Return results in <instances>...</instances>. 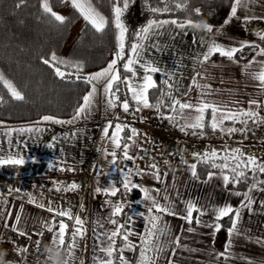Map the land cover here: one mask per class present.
<instances>
[{
  "label": "crops",
  "instance_id": "crops-1",
  "mask_svg": "<svg viewBox=\"0 0 264 264\" xmlns=\"http://www.w3.org/2000/svg\"><path fill=\"white\" fill-rule=\"evenodd\" d=\"M237 16L239 19L233 18L228 24L212 26V33H208L203 27L188 26L187 22L189 21L182 22L186 23L184 28L171 24L166 25L165 29L160 30L158 36L152 37L150 41H145L144 59L161 69L160 73L152 74L153 79L155 80V75H158L162 81L166 79L162 73L171 74L173 82L179 89L186 91L192 84L194 73L203 72L206 69L208 79L199 82L207 83L216 90L213 95L207 97L208 100L224 102L229 107L256 110L254 106L249 105V99L256 98L264 102V95L259 92L258 82L249 78L248 71H245L243 66L253 60L264 61V56L257 55L261 49H264V39H261V36L264 35V0L252 3L247 8L238 9ZM245 17L248 18L247 24ZM191 25L201 24L191 22ZM73 27H75L74 39H76L82 24L74 23L70 31ZM213 40L227 48L240 47L243 42L245 45L256 46L258 50L252 58L245 62L236 63L217 53L203 66L197 64L196 58L206 51L207 44ZM134 42H137V39ZM153 44L158 47H153ZM114 55L115 53L112 55L113 58ZM107 64L103 68H106ZM136 67L138 68V66ZM103 68L93 71L89 75L101 71ZM258 70L257 64H253L250 69V71ZM143 74V70L140 69L138 77ZM121 76H131V73L121 74ZM97 89L93 105L96 112L102 109L105 103L103 82L97 84ZM90 90L91 85L88 91ZM199 92V89L193 88L190 93L193 102L196 101ZM133 106L135 107V105ZM257 111L260 116L264 117V107ZM191 114L195 115L194 112ZM73 115L68 117L44 115L35 120L19 123L17 128L24 130L22 132L4 131L2 134L4 139L0 142V159L11 155L13 158H23L24 163L28 161H44L46 163V170L36 174H8L0 170V249L7 253V255L0 253V259L5 264L8 261H13L14 264H25V261L26 264H35V251L38 247L36 242L40 241L42 232L48 230L49 227L52 228L53 233L57 232L59 223L63 221L67 224L65 235L69 231L71 220L74 221V225L67 247V264H100L101 260L109 259L106 253L100 249L107 248L111 241L106 240L101 244L97 235L115 230V226L106 219L112 212V208L106 201L121 203L122 197L126 195L123 189V176L117 170L116 165L110 164L112 156L105 155V150L109 152L113 150L111 141L103 136V128L107 123L105 117L88 116L87 119L81 118L72 124L43 120L45 116H50L55 120L69 121ZM101 123L103 125L99 126ZM262 124L264 123L259 125L249 123V128L257 130ZM226 125L238 129L243 127L240 123L232 125L231 122H225ZM9 126L10 124L7 125L8 129ZM28 129H32V131H27ZM125 131H128L127 135L130 134L129 129H125ZM73 133L76 135L73 136ZM111 133L112 131L109 132V136ZM122 135L123 133H121ZM261 143L264 144V142ZM49 144L52 145L51 148L48 147ZM118 150L116 149L117 160ZM119 160L125 171L128 168L133 169V164L122 158V148ZM143 173L140 176H132V182L150 189L149 194L155 196L161 204L165 203L163 194L167 188L170 201L180 215L184 214L185 203L186 200L188 201V197H185L186 192L188 188L192 189L189 185L195 187L194 192H196V196L198 194V197L193 201L198 207H201L204 201L206 202L205 206H202L203 208L213 205L214 200L209 194L204 199L202 198L203 190L198 189L199 183H193V181L189 183L190 175L174 179L170 177V174L163 175L161 181L158 182L149 172L143 171ZM214 178L208 183L211 187L216 186L217 182ZM198 180L205 181L207 176ZM72 183H76L79 187L75 190L56 191L58 187L64 188ZM113 183L120 189L116 196L106 195L103 191L99 194L96 193L97 187L104 189ZM217 184L218 187H222V195L225 199L222 206L231 204L234 208H238L244 199L243 195L236 196L233 193L237 190L225 189L222 179ZM155 189L161 190L160 195H157ZM137 190L139 195L132 198L137 202V207L130 213V216L133 217L131 227L136 233H143L145 222L139 213L147 214L148 202L144 200V193L140 189ZM213 190L218 191L217 188ZM247 190L240 192L244 193ZM251 195L255 202L250 209H241L242 215L238 222V227L244 235L232 237L233 243L227 258L223 256L217 258V254L224 251L229 239L228 232L224 246L218 248L215 244L216 233L213 235L212 228L197 226L195 222L188 225L183 219L164 216V220L172 229L173 236L180 237L181 247L176 249L174 257L171 252L165 253L161 257L160 264H167L168 258L174 259V264H249V261L251 264H264V244L256 243L257 238H264V205L261 203L264 202V192L254 190ZM49 207L57 211L69 210L72 213V218L54 216L53 212L48 211ZM17 216L20 217L19 221L16 219ZM77 216L80 217L82 225H76L75 217ZM113 218L116 219V217ZM201 219L212 224L213 213L209 214L208 212ZM98 221L104 223L103 228H100ZM13 226L19 228L26 235H19L18 232L13 231ZM189 226L194 229L193 232L187 231ZM77 227L82 228V234H76V246L70 249L69 245L73 242V233ZM129 240L133 244H140V239L136 235L130 236ZM2 243H7L9 247H3ZM124 243L122 240L120 249L124 248ZM17 246L19 249L27 248L28 251H18ZM59 248L52 243L46 264H51V250ZM115 253L116 251L113 252V264H120V252L118 255ZM123 255L130 264H137L139 248L137 247L135 250L124 248Z\"/></svg>",
  "mask_w": 264,
  "mask_h": 264
},
{
  "label": "snow or ice",
  "instance_id": "snow-or-ice-1",
  "mask_svg": "<svg viewBox=\"0 0 264 264\" xmlns=\"http://www.w3.org/2000/svg\"><path fill=\"white\" fill-rule=\"evenodd\" d=\"M26 0H19L16 4L17 8L22 7L25 4ZM65 2V0H61ZM72 7L76 9L80 15L83 16L87 24L97 33L104 31L107 21L104 16H102L92 5L91 0H70ZM130 0H123V6H119L114 3L112 12L114 16L115 28L117 29L116 39V52L114 58L107 64L106 68H103L101 71H98L94 74L87 76H81L80 73L83 72L84 65L81 63L69 62L64 59H60L56 56L55 53H52L49 57L42 59V63L52 68L54 74L64 80L66 78L72 77L75 75L77 80H83L85 84L91 85V90L83 96V103L80 104L72 119L69 121L55 120L53 117L45 116L44 121H52L53 123H68L72 124L76 120L81 118L87 119L91 114L93 109V101L97 95V84L103 82V95L105 97V107L106 109L114 108L119 102V106L122 108L123 112L126 114L135 115L141 111V108H154L158 113L161 119H167L173 126L180 124V131L188 134L189 129H191L192 135H206V129L210 128L215 134L217 131L221 135L231 136L235 132H240L241 134H246L249 131H252L249 128V122L252 124L259 125L264 123V117L260 116L258 109L264 107V102L259 101L256 98H250L248 103L251 106H254L256 110L244 109L241 107H229L228 104L220 101H211L207 97L213 95L216 90L212 89L211 86L207 83H200L199 81L207 80L208 73L205 69L203 72H195L192 78V84L188 86L186 91H181L177 84L173 82L172 75L167 73H162L166 76V79L157 82L153 79L155 73H160L161 69L158 66H154L144 59L143 53L146 50L145 41H150L152 37L158 36L160 30L165 29L166 25H176L178 27L184 28L186 23L178 22L177 20H156L151 19L147 22L146 26H143L139 29L135 36L137 37V42L131 43L130 49L126 54V45H125V34L128 32V28L124 24L122 17L124 12L127 11L129 7ZM164 3V7H151L149 0H145V4L149 7V10L152 13H167L171 11V8L168 7V4L171 0H161ZM252 3H259V0H231L230 3V14L228 19L224 21L225 24H228L233 18L239 19L237 16L238 9L247 8ZM185 6L183 3H176L175 7L177 9ZM40 9L42 13L46 16L51 17L52 20L58 22L59 24H64L66 18L62 15L57 14L53 7L50 5L49 0H40ZM199 13V9L195 10ZM247 17H245V22L247 23ZM188 26L194 27H203L208 33L213 32V27L208 24L203 25H191V22H187ZM261 39H264V35L261 36ZM153 47H158V45L153 44ZM255 47L252 45H245L243 42L240 47H231L227 48L214 40L207 44L206 51L203 52L200 56L196 58L197 64L203 66L210 61L211 57L214 54H219L221 57H226L230 61L239 63V60L234 59L236 54L243 53L245 47ZM127 55V59L125 56ZM257 55L264 56V49H261ZM240 59H243L241 55ZM120 61H124L122 67L125 73H131V76H121L120 70L117 67ZM253 64H257L259 67L258 71H250ZM73 68L75 73L62 71L61 67ZM138 66V68L136 67ZM244 70L248 71L249 78L252 81H256L259 84V92L261 95H264V61H249L244 66ZM142 69L144 74L143 76L138 77L139 70ZM199 77V80H197ZM0 83H3L4 87L7 88L10 96L17 100L21 101L24 99V96L20 91L17 90L15 85L5 79L4 75L0 73ZM124 85L125 96L121 100L119 93L121 92L120 85ZM193 88L200 90L196 101L193 102L190 93L193 91ZM158 89L159 95L155 98V103L150 102L149 90ZM130 97V98H129ZM0 102H3V97H0ZM238 103V102H237ZM135 105V107H133ZM195 113L193 116L191 113ZM210 114V116H208ZM208 116V118H206ZM116 122L113 124L112 120H109L103 128V136L108 138L111 141L113 146L112 151L105 150V155H111L112 160L110 164L117 165V152L116 149L122 148V158L124 160H135L136 157L129 154L130 144L128 141L135 143V137L139 135L137 129L134 127H129L128 124L120 122V117L115 118ZM183 121V123H180ZM230 121L232 125L240 123L243 125L242 128H236L234 126H225V122ZM109 129H113L111 136H109ZM129 129L131 132L130 136H121V133ZM24 131V130H21ZM27 131H32L28 129ZM39 131V129H36ZM73 136L76 134L73 133ZM48 147H52L51 144ZM142 152H147L145 149H141ZM195 163H188V161H183L187 168L190 169L192 177L199 179L197 173V165L204 164L210 169L218 170L208 171L207 180L204 182L207 183L214 176H219L222 178L225 189H228V185L231 184L235 188L238 184L245 183L249 179L252 180V183L248 190L244 193L240 191H235L233 194L236 196L243 195L244 199L241 201V204L238 208H234L231 204H225L219 207H213L210 211L213 213V223L209 224L202 221L201 217L208 214L209 210H205L203 207H198L194 202L187 201L185 203L184 214L180 215L179 211L173 206L170 201V197L167 194V188H165L163 194V200L165 203L161 204L155 196L150 195V189L144 188L137 183L132 182V176H140L143 173V170H133L128 168L127 171L124 169L118 168L117 170L123 176V189L126 191H132L133 189H140L144 193V200L148 202L147 205V214L139 213L144 219V231L143 233H136L132 227L131 223L133 221L132 216H128L124 224H121L117 219L113 217L119 216L125 205L120 202H110L106 201L112 208L111 214L106 218L108 222L115 225V230L110 233L105 231L97 235V239L103 244L106 240L111 241L107 248H101L102 252H105L109 257L108 260H101L100 264H113V252L115 249V238L120 236L124 243V248L129 250H135L139 248V259L137 264H160L161 257L167 253L171 252L172 257L175 256V251L177 248L181 247L180 237L173 236L172 229L170 228L168 222L164 220V216H174L179 219H183L188 225H192L194 222L197 226L210 227L213 229V235L216 232H219L222 228L220 223L224 218H229L231 226L227 229L229 239L226 242L224 251L217 254V258L223 256L227 258L229 254V249L232 246L234 236L244 235L242 230L238 227V222L241 219V209L251 208L254 204V198L251 193L254 190L264 192V179H261V176H264V159L256 156L255 154H246L242 152L239 148L229 149L227 146L223 147L222 153L218 152L216 149H211L210 151H205L203 153L194 152L192 153ZM144 156H141L140 159H144ZM220 161L219 163L217 161ZM24 163L23 158H13V156L8 155L6 158L0 159V165L3 164H13V165H22ZM165 164H168V161H164ZM150 174L155 175V178L158 182L161 181L160 169L157 163H150L148 165ZM71 171V169H69ZM251 173V176H249ZM167 176V173H164ZM79 186L76 183L66 185L64 188H57L56 191H65V190H75ZM96 193L99 194L102 191L106 195L116 196L117 192L120 191L115 184H111L104 189L97 187L95 189ZM157 195H160L161 190H154ZM264 205V202H261ZM48 211L53 212L54 216L72 218V213L69 210H53L51 207L48 208ZM155 213V214H154ZM196 213L197 215H193ZM17 221L20 217L17 216ZM76 225H82L80 217H75ZM100 228L104 227L102 221H98ZM67 224L63 221L59 223V230L53 233L52 243L55 244L58 248L64 243V233L66 231ZM13 231L18 232L19 235H26L19 228L13 226ZM123 230V231H122ZM48 231H52V228L49 227ZM188 232H193L194 229L189 226L187 228ZM82 234V228L77 227L73 233V242L69 245V248H74L76 234ZM39 235V233H37ZM136 235L140 239V244H133L129 237ZM37 246L39 241L36 242ZM256 243L264 244V238H257ZM124 248L119 249L120 252L119 261L120 264H130L129 260L123 255ZM18 251L27 252L28 249H19ZM7 255V254H6ZM72 253L70 251V257ZM8 264H14L13 261H8ZM26 264V261H25ZM167 264H174V259L168 258ZM251 264V261H249Z\"/></svg>",
  "mask_w": 264,
  "mask_h": 264
},
{
  "label": "trees",
  "instance_id": "trees-1",
  "mask_svg": "<svg viewBox=\"0 0 264 264\" xmlns=\"http://www.w3.org/2000/svg\"><path fill=\"white\" fill-rule=\"evenodd\" d=\"M65 2L61 0H49L53 10H58ZM19 0H0V70L22 93L24 99L17 101L8 93L3 83H0V120L7 122H26L35 120L44 115L55 117H68L75 114L81 104L83 96L89 90L90 85L83 80H77L75 75L61 80L52 68L42 63V59L52 53L61 54L62 47L73 26V18L70 16L64 24H59L42 13L40 0H26L25 4L17 8ZM93 4L102 12L107 21L105 29L101 33L95 32L91 25L83 22L79 35L76 37L71 51L65 57H58L69 62L84 65L81 76L103 68L110 57L116 52V35L113 4L123 6V0H92ZM185 6L177 9L176 3ZM231 0H171L167 13H152L145 4V0H130L127 11L122 20L128 32L125 34L126 54L131 43L137 39L135 33L151 19H172L178 22H195L218 26L224 23L230 14ZM151 7H164L161 0H149ZM199 9V13L195 10ZM247 24V23H246ZM254 46V45H252ZM257 47H245L243 53H237L234 59L239 62L248 61L257 53ZM241 55L243 59H240ZM127 59V55L125 56ZM124 61L118 63L121 74ZM62 71L73 72V68L61 67ZM155 81L159 85L160 79L155 75ZM158 89L149 90L150 102L155 103ZM210 114H208L209 116ZM206 116V118H208ZM230 121H226L229 123ZM250 124L251 121L249 122ZM213 134L210 128L205 130ZM219 132V131H217ZM216 132V133H217ZM124 131L122 136H127ZM220 162L219 160L217 161ZM0 170L8 174H36L46 170L44 161H28L22 165L3 164ZM210 169L204 164L197 165L199 179H204ZM251 176V173H249ZM264 179V176L260 177ZM252 183L249 179L245 183L238 184L235 188L228 185L229 190L245 191ZM264 187V186H262ZM129 199L139 195L137 189L126 191ZM222 228L215 234V244L222 248L227 237V229L230 227V219L220 221Z\"/></svg>",
  "mask_w": 264,
  "mask_h": 264
},
{
  "label": "rangeland",
  "instance_id": "rangeland-1",
  "mask_svg": "<svg viewBox=\"0 0 264 264\" xmlns=\"http://www.w3.org/2000/svg\"><path fill=\"white\" fill-rule=\"evenodd\" d=\"M92 2V0H91ZM93 7L102 15V12L93 4ZM57 14L62 15L66 20L71 16L74 23L83 24L85 21L83 16L72 7L70 0H68L63 6L55 11ZM105 18V17H104ZM75 27L72 28L66 41L62 47L61 54H56L57 57H65L70 51L75 42L74 39ZM113 59V56L110 57L109 62ZM5 77L9 80L7 76L0 70ZM10 81V80H9ZM95 101H93V105ZM134 107V106H133ZM99 115L103 116L106 119V122L109 120L113 121V124L116 122L115 118L120 117V122L126 123L129 127H134L137 129L139 135L135 137V143L128 141L130 144L129 154L136 157L135 160H129L133 164V170H143L147 171L150 174L148 165L150 163H157L160 169V176L164 173L170 174V177L174 179L175 177H184L191 176L189 183H199L198 189L203 190L202 198L204 199L208 194L214 200L213 205L206 206L204 209L209 210L213 207L222 206L225 199L222 195L221 186L218 187V182L220 179L219 176H214L216 179L215 185L211 187L208 183L200 181L196 178H192L190 169L187 168L186 164L183 161H188V163H195L196 161L192 157V153L205 151H210L211 149H216L218 152L222 153L223 147L227 146L229 149L239 148L242 152L246 154H255L256 156L264 159V124L253 130L247 132L246 134H241L240 132L234 133L231 136L221 135V133L211 134L206 132V135H192L191 129H189L188 134L180 131V124L173 126L167 119H161L154 108H141V111L132 114H126L123 112L122 108H110L106 109L105 103L104 107L96 112V108L92 109L89 116ZM108 119V120H107ZM21 122H7L0 120V142L3 141L2 134L4 131H9L10 133H17L21 129L17 128V125ZM180 123H183L181 121ZM9 129L7 125H9ZM107 124V123H106ZM101 123L99 126H102ZM229 125H226V127ZM113 129H109L111 132ZM22 132V131H21ZM128 134L127 136H130ZM260 142L261 144H257ZM257 144V146H256ZM141 149L147 150V152H142ZM141 156H144V159H140ZM164 161H168V164H165ZM178 171V172H175ZM153 175V174H151ZM183 175V176H182ZM155 177V175H153ZM192 189L187 190L186 196L188 201H194L196 192H194L195 187L189 185ZM217 188V192L213 189ZM233 193V191H231ZM236 201V198L234 199ZM187 202V200H186ZM206 201L201 204L205 206Z\"/></svg>",
  "mask_w": 264,
  "mask_h": 264
},
{
  "label": "built area",
  "instance_id": "built-area-1",
  "mask_svg": "<svg viewBox=\"0 0 264 264\" xmlns=\"http://www.w3.org/2000/svg\"><path fill=\"white\" fill-rule=\"evenodd\" d=\"M118 68H119V65H118ZM120 88H121V92L119 93V95H120L121 100H123L124 96H125L124 85L121 84ZM119 107H120L119 102H117V108H119ZM120 156H121V149L118 150V164L116 165V168L123 169V164L119 160ZM121 203H123L125 205V207H124L122 213L116 217V219L121 224H124L125 221L127 220V217L130 216L131 211L137 207V202L133 199H129L126 195H124L121 199ZM73 225H74V221L71 220L69 231L63 237L64 243L59 248L61 251H64L65 253H67L68 243L70 240V236L73 232ZM52 239H53V230L52 231L45 230L42 232V235H41L40 241H39V245L35 251V257H34L35 264H46L47 263L48 255H49V249H50V246L52 245ZM122 240L123 239L120 236H117L115 238V246L114 247L116 249V253H115L116 255L119 254L118 250L120 249V244H121ZM1 245L3 247H6V248L9 247V245L7 243H2ZM66 256H67V254H66Z\"/></svg>",
  "mask_w": 264,
  "mask_h": 264
},
{
  "label": "clouds",
  "instance_id": "clouds-1",
  "mask_svg": "<svg viewBox=\"0 0 264 264\" xmlns=\"http://www.w3.org/2000/svg\"><path fill=\"white\" fill-rule=\"evenodd\" d=\"M0 253H2L3 255L7 254L6 251L2 249H0ZM50 259H51V264H67L66 253L64 251H61L60 249H52L50 252ZM0 264H5V262L2 259H0Z\"/></svg>",
  "mask_w": 264,
  "mask_h": 264
}]
</instances>
